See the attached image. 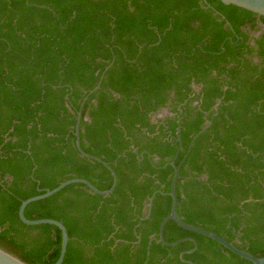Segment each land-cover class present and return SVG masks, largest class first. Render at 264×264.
<instances>
[{"label": "trees", "instance_id": "16d2710c", "mask_svg": "<svg viewBox=\"0 0 264 264\" xmlns=\"http://www.w3.org/2000/svg\"><path fill=\"white\" fill-rule=\"evenodd\" d=\"M79 111L82 150L117 185L26 206L66 228L62 264H186L191 241L156 242L176 154L182 220L264 257V17L209 0H0V248L26 264H54L61 233L24 225L22 201L74 178L112 185L76 149ZM163 237L195 240L193 264H252L172 221Z\"/></svg>", "mask_w": 264, "mask_h": 264}, {"label": "water", "instance_id": "95a60500", "mask_svg": "<svg viewBox=\"0 0 264 264\" xmlns=\"http://www.w3.org/2000/svg\"><path fill=\"white\" fill-rule=\"evenodd\" d=\"M209 1H219L223 5H232V6L240 8V9H244L246 11L254 13L256 15H259L261 17H264V0H209ZM107 69H108V67L105 69V71ZM104 72H103V75H104ZM98 87H99V84L92 91H90L89 94H91L92 92L97 90ZM195 88L198 89V87H195ZM86 98L87 97H85L84 100H86ZM180 113H181V110H179V114ZM166 115H169V113L165 109V110H162L161 113H159L156 116V118H163ZM80 120H81V113L79 111L76 115V123H75V128H74V137H75L76 149H77V151L81 157L86 158V159L93 161V162L100 163L109 171V173L112 177L111 187L106 191H99L87 180L74 178V179H70V180L62 182L60 185H58L56 188H54L52 190H46L41 195L34 196V197H31L27 200L22 201L20 206H19V209H18L19 219L24 225L37 226V225H41V224H48V225L55 226L59 229V231L61 233V247H60L59 257L54 264H62V262H63L65 252H66L67 243H68V236H67L66 228L63 226L62 223H60L59 221H56V220H51V219L27 220L24 216V210H25L26 206L32 202L49 198L52 195L61 191L66 186L71 185V184H83L86 186V188L88 189L89 192L96 194V195L104 196V197L110 195L117 185V175L114 172V170L110 167V165L108 163L104 162L102 159L95 157V156H92V155H89L82 150V148L80 146V138H79ZM85 120H87V118H85ZM210 124H211V121L206 120V125L192 138L191 142L189 143L188 151L191 148V146L193 145L194 141L202 133L205 132V130L210 126ZM177 125H178V127L176 129V141L178 143V150H177V153H178V151L181 149V146H182L180 136H179V131H180V127H179L180 118H179V116L177 117ZM176 157H177V154H176L175 158L170 162V166L173 169V176H172L171 181H170L169 192L168 193L159 192L162 195L169 196L170 200H171V204H170L169 214L162 219V221L159 225L158 238L156 239V242L161 244L162 246H165V247H172V246H175V245H177V244H179L185 240L191 241L193 244V248L189 251H185V252L181 253L180 259L186 264H193L192 262L185 260L183 258V256L185 254H190L197 249V243L195 240L190 239V238H185V239L177 240V241L172 242V243H168L164 240V237H163L164 227L168 221H172L179 228L186 230V231H189L191 233L202 235V236L216 242L217 244H219L220 246H222L223 248H225L229 252L233 253L234 255H236L242 259H245V260L251 262L252 264H264V257L258 258L256 256L244 251V250L239 249L232 242H228L227 240L220 237L219 235H216L215 233L208 231V230H205L203 228L187 224L186 222H184L182 220V218L177 213V195H176V188L175 187H176V183H177L178 178H179V166L175 165ZM157 193H158V191L153 193L151 195V197L148 199L146 215L144 218L141 219V221L144 219H147L149 217L151 207H152V202H153L155 194H157ZM0 264H26V263L21 261L20 259H18L14 255L8 253L4 249L0 248Z\"/></svg>", "mask_w": 264, "mask_h": 264}, {"label": "rangeland", "instance_id": "374dc122", "mask_svg": "<svg viewBox=\"0 0 264 264\" xmlns=\"http://www.w3.org/2000/svg\"><path fill=\"white\" fill-rule=\"evenodd\" d=\"M258 36V34H254V37Z\"/></svg>", "mask_w": 264, "mask_h": 264}]
</instances>
